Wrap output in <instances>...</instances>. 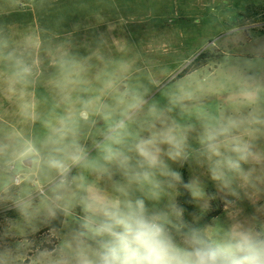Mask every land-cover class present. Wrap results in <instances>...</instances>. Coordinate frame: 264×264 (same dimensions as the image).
<instances>
[{
	"label": "clouds",
	"instance_id": "9594fccd",
	"mask_svg": "<svg viewBox=\"0 0 264 264\" xmlns=\"http://www.w3.org/2000/svg\"><path fill=\"white\" fill-rule=\"evenodd\" d=\"M247 32L217 40L236 85L230 113L207 106L191 72L170 87L149 73L161 103L129 82L125 59L102 60L94 87L89 59L61 45L53 109L18 103L17 122L0 120V211L18 214L0 224V264H264V38ZM35 47L0 33L10 101L36 83ZM217 200L229 221L212 215Z\"/></svg>",
	"mask_w": 264,
	"mask_h": 264
},
{
	"label": "rangeland",
	"instance_id": "374dc122",
	"mask_svg": "<svg viewBox=\"0 0 264 264\" xmlns=\"http://www.w3.org/2000/svg\"><path fill=\"white\" fill-rule=\"evenodd\" d=\"M234 25L248 29L250 43L264 38V0H19L15 7L0 0V33L14 44L32 39L36 47L31 51L39 69L36 83L26 88V95L10 101L6 93L9 68L0 61V120L17 122L18 103L35 102L44 113L53 109L54 58L61 45L73 56L89 59L92 67L87 78L94 87L105 67L102 60L131 61L129 82L148 85L161 103L164 98L149 84V73L170 87L185 76L178 74L186 66L206 53L205 64L191 70L193 87L206 93L207 106L230 113L235 106L231 93L236 87L217 40ZM232 54L241 55L242 51L234 49ZM194 172L201 174L203 169ZM193 174L187 170L188 178ZM208 190L214 191L210 181ZM214 204L222 210L221 221H229L221 202ZM241 207L248 215L254 211L247 202ZM5 217L16 219L18 214L0 211V224ZM46 231L42 229L36 239Z\"/></svg>",
	"mask_w": 264,
	"mask_h": 264
},
{
	"label": "trees",
	"instance_id": "16d2710c",
	"mask_svg": "<svg viewBox=\"0 0 264 264\" xmlns=\"http://www.w3.org/2000/svg\"><path fill=\"white\" fill-rule=\"evenodd\" d=\"M206 53H200L194 60L192 63H190L188 66H186L179 74H178V77H181V76H184L186 73H189L191 72L192 69H197L199 68L200 66H202V64L204 65L205 64V60H206ZM201 62V63H200ZM193 71V70H192ZM183 175H184V178L185 180H187V168L183 169ZM187 197L184 198V206L187 208L188 210V213H192L193 211H195V209H193V207L187 203ZM221 208L217 207L215 204H214V210L212 212V215L214 216H217L221 213ZM189 220H191V216L188 215L187 217Z\"/></svg>",
	"mask_w": 264,
	"mask_h": 264
},
{
	"label": "crops",
	"instance_id": "0c3cea01",
	"mask_svg": "<svg viewBox=\"0 0 264 264\" xmlns=\"http://www.w3.org/2000/svg\"><path fill=\"white\" fill-rule=\"evenodd\" d=\"M233 86H234V87H236V85H235V84H234ZM187 178H188V176H187ZM221 212H222V211H221ZM219 215H220V214H219ZM219 215H217V216H219Z\"/></svg>",
	"mask_w": 264,
	"mask_h": 264
}]
</instances>
